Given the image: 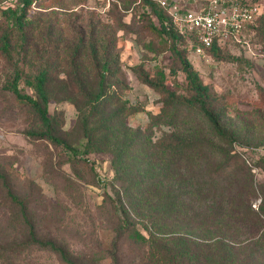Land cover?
<instances>
[{
  "label": "rangeland",
  "instance_id": "1",
  "mask_svg": "<svg viewBox=\"0 0 264 264\" xmlns=\"http://www.w3.org/2000/svg\"><path fill=\"white\" fill-rule=\"evenodd\" d=\"M20 1L0 0V245L6 246L15 235L23 239L26 234L25 229L18 233L6 226L10 214L3 215L7 207L4 195L7 188H12L25 200L27 215L37 235L63 246L75 264H138L147 247L134 234L120 231L115 208L106 198L104 184L111 193L115 192L110 156L84 154V145L75 155L45 139L29 136L31 130L40 128V122L33 107L20 101L10 85L19 70L23 92L35 93L26 79H33L39 70L47 68L52 96H62L59 94L64 86L62 78L69 69L67 61L72 54L65 46L75 45L81 39L84 48L78 61L84 63V73L92 82L99 71L94 56L102 59L108 55L113 62L108 73L111 94L117 93L127 102L130 110L124 114L125 120L134 127H145L172 100L168 91L176 96H191L183 66L170 42L156 29V14L145 0H34L29 9L34 22L26 32L27 38L9 12V8L21 7ZM177 1L188 8L196 7L194 0ZM5 31L10 33V58L1 50ZM241 37L248 44L227 40L213 53L201 57L190 54V59L202 81L210 87L218 120L233 133L232 145L222 143V146L246 160L252 167L257 190L261 191L264 12ZM147 78L163 82L168 90L151 85ZM55 98L50 101V113L56 130L71 142L83 140L78 124L82 101L76 105ZM177 104L170 105V115ZM83 110H88V106ZM177 113L179 120H208L184 103H179ZM86 157L90 164L82 159ZM261 201L258 193L253 206ZM247 241L250 240L243 243ZM239 250L250 252L251 247ZM261 258L264 260V253ZM18 260L19 264H70L50 246L28 243Z\"/></svg>",
  "mask_w": 264,
  "mask_h": 264
},
{
  "label": "trees",
  "instance_id": "2",
  "mask_svg": "<svg viewBox=\"0 0 264 264\" xmlns=\"http://www.w3.org/2000/svg\"><path fill=\"white\" fill-rule=\"evenodd\" d=\"M20 2V8H9V12L27 38L26 32L34 22L29 14L34 0ZM145 3L156 14V29L170 42L183 66L191 96H176L168 91L172 97L168 106L153 115L147 126H132L124 117L130 110L127 102L117 93L111 94L108 87L112 60L108 55L102 59L94 56L93 62L99 71L91 82L84 73V63L78 61L84 48L79 39L75 45L65 46L72 54L67 61L69 69L62 78L64 86L59 92L62 96H52L47 68L39 70L33 79H26L35 93L23 92L22 74L15 71L10 89L20 101L33 107L40 122V128L31 130L29 136L45 139L75 155L84 145V154L95 152L110 156L115 192L111 193L104 184L106 198L115 208L120 231L134 234L147 247L146 255L138 264H264L261 258L264 188L262 192L257 190L252 167L246 160L224 148L232 145L234 136L218 120L210 87L202 81L190 59L191 44L196 45L197 41L180 33L159 2L145 0ZM219 45L216 40L206 53H213ZM9 48L10 33L5 31L1 50L8 58ZM146 81L167 89L163 82L148 78ZM54 98L70 100L76 105L82 101L78 124L82 127L83 140L71 142L56 130L50 113V101ZM173 102L178 103L175 109L184 103L196 108L208 120H179L174 108L170 115ZM87 106L89 112L85 115L83 107ZM82 159L90 164L87 157ZM258 193L262 201L254 207ZM4 196L7 207L3 215L10 214L6 226L18 233L25 229L26 234L24 240L15 235L6 246L0 245V264H19L18 256L27 243L50 246L61 259L75 264L63 246L37 235L23 198L12 188H7ZM246 240L250 241L243 243ZM242 247H251V251H240Z\"/></svg>",
  "mask_w": 264,
  "mask_h": 264
},
{
  "label": "built area",
  "instance_id": "3",
  "mask_svg": "<svg viewBox=\"0 0 264 264\" xmlns=\"http://www.w3.org/2000/svg\"><path fill=\"white\" fill-rule=\"evenodd\" d=\"M185 37H193L190 54L201 57L206 49L233 40L242 45L247 27L255 24L264 12V0H194L195 8L185 7L177 0H157ZM199 4V5H197Z\"/></svg>",
  "mask_w": 264,
  "mask_h": 264
}]
</instances>
